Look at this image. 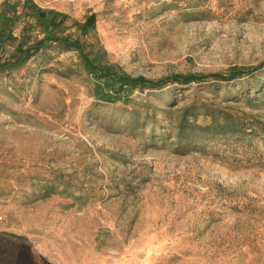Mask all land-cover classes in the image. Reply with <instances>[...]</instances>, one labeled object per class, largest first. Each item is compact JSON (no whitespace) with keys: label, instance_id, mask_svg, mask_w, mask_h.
<instances>
[{"label":"rangeland","instance_id":"1","mask_svg":"<svg viewBox=\"0 0 264 264\" xmlns=\"http://www.w3.org/2000/svg\"><path fill=\"white\" fill-rule=\"evenodd\" d=\"M32 1L118 73L203 80L100 102L57 45L0 73V264H264V0Z\"/></svg>","mask_w":264,"mask_h":264},{"label":"trees","instance_id":"2","mask_svg":"<svg viewBox=\"0 0 264 264\" xmlns=\"http://www.w3.org/2000/svg\"><path fill=\"white\" fill-rule=\"evenodd\" d=\"M67 22V15L42 9L32 0L3 1L0 4V73L18 70L40 52L51 45H57L77 53L84 71L93 78L92 95L100 102L124 101L134 89L160 90L170 83L186 85L203 80L200 76H174L165 80L149 81L118 73L101 63L99 51H86V46L79 38L72 39L70 34L66 33L70 27ZM95 24L94 15L86 17L78 26L81 37L93 32ZM244 75L245 70L230 69L227 75H213V78L230 81ZM189 112V110L186 112L187 115ZM191 127L183 118L177 128L178 137H185L186 130L191 132L198 128L202 132H209L214 128L211 125ZM214 134L216 132H213Z\"/></svg>","mask_w":264,"mask_h":264}]
</instances>
